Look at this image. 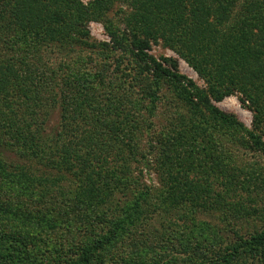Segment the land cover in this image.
Returning <instances> with one entry per match:
<instances>
[{"label": "trees", "instance_id": "obj_1", "mask_svg": "<svg viewBox=\"0 0 264 264\" xmlns=\"http://www.w3.org/2000/svg\"><path fill=\"white\" fill-rule=\"evenodd\" d=\"M93 21L111 43L91 41ZM159 41L206 86L153 56ZM236 94L252 129L215 104ZM163 102L175 110L156 124ZM0 145L26 161L0 160V264H264V229L236 226L264 217V171L246 157L264 156V0H0ZM150 156L156 191L136 175ZM179 211L219 214L234 234L200 221L179 244L142 237ZM61 228L85 231L47 236Z\"/></svg>", "mask_w": 264, "mask_h": 264}, {"label": "rangeland", "instance_id": "obj_2", "mask_svg": "<svg viewBox=\"0 0 264 264\" xmlns=\"http://www.w3.org/2000/svg\"><path fill=\"white\" fill-rule=\"evenodd\" d=\"M82 1L84 3H87L89 0H82ZM117 8H119V7H117ZM88 29H89L90 34H91V41L94 42L95 44H100L103 42L111 43V38L107 34V31H106L103 23H101L99 21H93L89 24ZM95 51L96 52L94 54H91V55L94 58V60H97L96 63L103 62L102 59H104V55L102 53H98L99 52L98 48H96ZM150 53L158 59L170 58V57L177 59L179 61L178 69L182 74H184L185 76H187L190 79H193L199 86H201V87L206 86L204 81L197 75V73L184 60L180 59L177 54H175L172 50L166 48L163 45L162 41H159L158 43H152V48L150 50ZM88 55L87 56H79L77 58V60H78L77 63L87 64V67H90L91 68L90 70L94 71L95 68L92 69V67H95L96 64H92L89 61L90 56H88ZM87 58H88V60H87ZM107 63L109 64V66H111V72L115 71L116 64H117L116 59L107 60L106 64ZM70 64L72 66H75L76 62H74L72 60ZM166 90L168 92H170L167 88L164 89V92H166ZM167 104H168V102H163L162 104L159 105L158 111L156 113L157 117L155 119L156 124L163 123L166 120V118L170 115V113H172L175 110V108L173 107L174 104H171L172 106H170V107H168ZM215 104L221 110L225 111L226 113L235 115L238 118V120H240L242 123H244V125L248 129L253 128V113L247 105L242 104L241 96L239 94L228 96L222 102L215 103ZM59 118H60V112L55 111L54 114L51 116V119H52L51 122L53 124H57ZM246 157L249 158L253 164L255 162H257L253 166L254 168H260L261 167L264 171V156H262L260 154H250L249 153L248 156H246ZM149 158H150L149 160L151 161V168L150 169H148V168L144 169L143 173H141L140 171H136L137 172L136 175H138L139 178H141V180H143L146 184L153 186L155 189L152 191H156L157 190L156 188H158L160 186L159 180H158V174L155 171L154 167L152 168V161L154 160V156H150ZM0 160H4L8 164H15V165L17 164L20 166H22L23 164L26 163L24 158L15 149L9 148L7 146H1V145H0ZM33 167H35L34 170L40 169L36 165H33ZM253 167H251V168H253ZM67 184L69 185L70 183L68 182ZM67 184H65L66 187H68ZM248 195L249 194H247V192L244 193L245 197H247ZM250 196L254 197V195H250ZM256 200H257V202H254L253 206H256V207L262 209V211L264 213V194L262 196L256 198ZM57 206L59 208H61L59 203L57 204ZM64 208H65V206H64ZM175 214L176 215L171 222L167 221V224H168L167 229L163 228V223H164L163 218L154 214V216H152L150 220H147L149 223L148 226L145 227L144 229L143 228L140 229V230H142L141 231L142 237L143 238H151L152 235H158V236L163 235L164 231L167 232V234L169 232H171V235H173L175 244H177V243L179 244V242H177L176 238L174 237V234H173L174 231L182 232L184 229H186V227L192 225L193 222H200V221L210 222L211 227L208 229L210 234L215 233V234H218L219 236H223V237H227V238L228 237L232 238V236L234 234L233 230H231V227H235V226H233V225L230 226L228 221H223L221 216H219V214L212 213V212L211 213L196 212L195 214H193V216H189V217L183 215L184 212H182V211L176 212ZM180 214H181V217H180ZM177 217H179V218H177ZM148 218H150V217H148ZM229 221H231V220H229ZM175 222H179V223H175ZM231 223H233V221H231ZM234 223H236V222H234ZM86 224H88V222ZM79 225H82V226L85 225V221H83ZM236 226H238V229H242L244 231H246V230L253 231L254 228H257V229L263 228L264 229V217H263V219H261L259 217H253L247 221L243 220V221L238 222V225L236 223ZM84 231L85 230L73 232L71 235L67 230H65V228H61V229L49 230L47 233V236L50 239H53V240L55 239L56 241H59V242H62L63 240H68L69 238L70 239L74 238L76 241H79V240H81V235L84 233ZM213 250H216V249L213 248ZM259 263L260 262H257L256 264H259ZM181 264H189V263L187 261L183 260V261H181Z\"/></svg>", "mask_w": 264, "mask_h": 264}]
</instances>
